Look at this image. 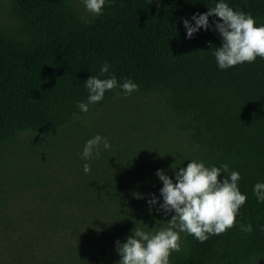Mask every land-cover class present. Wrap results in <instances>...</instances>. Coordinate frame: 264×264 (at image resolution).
I'll list each match as a JSON object with an SVG mask.
<instances>
[{"label": "trees", "instance_id": "16d2710c", "mask_svg": "<svg viewBox=\"0 0 264 264\" xmlns=\"http://www.w3.org/2000/svg\"><path fill=\"white\" fill-rule=\"evenodd\" d=\"M10 2L20 28L0 27V143L22 130L52 134L67 125L83 113L77 104L87 103L91 76H115L118 85L130 80L138 85L133 93L157 91L197 145L188 161L228 164L247 196L235 227L204 243L186 234L169 264L264 261V202L253 192L264 183V59L221 70L214 56L222 46L219 18L209 17V29L191 39L183 23L194 26L192 17L220 0H105L102 14L87 19L68 0ZM223 2L264 25V0ZM105 63L110 68L102 75ZM124 95L118 86L95 104ZM248 224L250 234L240 230Z\"/></svg>", "mask_w": 264, "mask_h": 264}, {"label": "rangeland", "instance_id": "374dc122", "mask_svg": "<svg viewBox=\"0 0 264 264\" xmlns=\"http://www.w3.org/2000/svg\"><path fill=\"white\" fill-rule=\"evenodd\" d=\"M68 1L82 18L94 16L83 0ZM0 27L20 28L10 0H0ZM163 102L157 91L124 95L91 104L52 134L22 130L0 143V264H118L117 241L135 228H167L174 213L158 210L163 183L156 173L175 182L174 170L197 145ZM97 134L110 149L82 159ZM180 237L184 249L186 233Z\"/></svg>", "mask_w": 264, "mask_h": 264}, {"label": "clouds", "instance_id": "9594fccd", "mask_svg": "<svg viewBox=\"0 0 264 264\" xmlns=\"http://www.w3.org/2000/svg\"><path fill=\"white\" fill-rule=\"evenodd\" d=\"M83 2L90 13L102 14L105 0ZM209 17L219 18V22L214 23L215 30L222 37V46L216 47L214 56L221 70L253 63L257 57L264 59V25L256 26L250 14L234 11L223 0L206 13L194 15V26L187 19L183 21L187 38L191 39L201 28L208 30ZM109 68L110 65L105 63L100 69L101 74L108 73ZM118 86L125 95L138 91V85L130 80L118 85L115 76L107 79L89 77L85 82L89 90L88 101L79 102L77 107L87 113L90 104L102 101L107 91ZM110 147L108 140L97 134L86 142L82 159L99 156L102 149L108 150ZM90 171V165L84 164V172ZM174 172L175 182L163 170L156 173L163 183L160 189L163 203L158 210H163L165 214L174 213L168 220V227L154 233L135 228L126 242L117 241L116 247L121 257L118 264H169L171 254L181 251V232L204 243L210 236L225 234L236 226V217L247 201V196L238 187L241 179L239 172L230 171L228 164L206 167L202 161L196 160ZM221 173L226 174L222 179ZM253 192L258 201L264 202V183H256ZM148 203L150 206L156 205V197L153 195ZM240 230L250 234L253 227L251 224L241 225Z\"/></svg>", "mask_w": 264, "mask_h": 264}]
</instances>
